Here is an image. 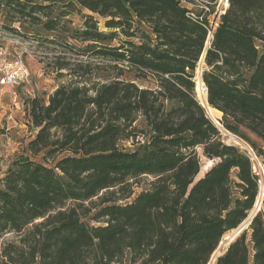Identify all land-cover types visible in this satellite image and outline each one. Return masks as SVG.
<instances>
[{
    "label": "trees",
    "instance_id": "trees-1",
    "mask_svg": "<svg viewBox=\"0 0 264 264\" xmlns=\"http://www.w3.org/2000/svg\"><path fill=\"white\" fill-rule=\"evenodd\" d=\"M193 2L0 0L49 31L91 12L74 38L101 61L77 63L46 103L30 101L29 155L0 176V264H208L248 218L259 177L221 128L264 154L250 138L264 142V0H228L209 43L211 13ZM199 62L220 125L195 96ZM262 196L213 264H264Z\"/></svg>",
    "mask_w": 264,
    "mask_h": 264
},
{
    "label": "rangeland",
    "instance_id": "rangeland-1",
    "mask_svg": "<svg viewBox=\"0 0 264 264\" xmlns=\"http://www.w3.org/2000/svg\"><path fill=\"white\" fill-rule=\"evenodd\" d=\"M210 4L205 6L204 1H202L195 5H188L194 13L210 12L208 20L216 19L218 22L220 14L226 9L224 0H215ZM68 13L66 17L61 19V30L49 31L42 28L39 21L33 23L28 19H17L12 12H8L6 8L0 6V54H2L0 57L9 59L14 56H21L31 73V83L29 85H19L15 88L0 87V176L9 167H12L16 159L24 157L26 154L29 155L27 143L37 132L36 127L27 115L30 101L35 100L46 103L48 95L58 85L68 82L71 77L70 72L76 67L77 63L88 61V59L101 63L100 59L95 56L81 55L79 52L80 47L85 42H80L74 38L75 32L81 29L84 16L92 13L84 8H80L79 12L70 11ZM40 19L44 21L43 17ZM98 24L100 28L104 29L102 19H99ZM66 42L69 43L67 46L64 45ZM57 62L65 64V67L58 69ZM200 64L202 65L203 62H199L195 72V81L201 72ZM136 82L142 86L152 88L155 86L151 78H141ZM207 114L211 117L209 112ZM215 115L217 117L215 120H218L221 113L215 112ZM221 134L226 143L239 146L249 155L252 153L254 171L259 177L258 195L262 196L264 193V154L259 156L250 145L222 128ZM250 138L264 152V142L252 135H250ZM201 161L204 169L211 164L203 155ZM140 180V186L144 187L147 178L144 177ZM261 206L262 203L260 208ZM254 209L255 207L249 215L254 212ZM244 225L247 226V222ZM233 232H228L222 237L215 251L216 254L213 253L215 256L226 248ZM11 237L12 235L8 234L5 238Z\"/></svg>",
    "mask_w": 264,
    "mask_h": 264
},
{
    "label": "built area",
    "instance_id": "built-area-1",
    "mask_svg": "<svg viewBox=\"0 0 264 264\" xmlns=\"http://www.w3.org/2000/svg\"><path fill=\"white\" fill-rule=\"evenodd\" d=\"M202 1L205 3V0H194V2L190 5H195ZM208 23L209 27L207 29V43H209L212 39V32L217 26L218 22L216 19H214ZM30 83L31 73L29 72L24 58H21V56H14L9 59L0 57V87L15 88L19 85H29ZM249 156L252 159V153Z\"/></svg>",
    "mask_w": 264,
    "mask_h": 264
},
{
    "label": "bare ground",
    "instance_id": "bare-ground-1",
    "mask_svg": "<svg viewBox=\"0 0 264 264\" xmlns=\"http://www.w3.org/2000/svg\"><path fill=\"white\" fill-rule=\"evenodd\" d=\"M228 4L227 0H224V7H226ZM225 11V10H224ZM196 86H195V96L197 97L199 103L203 104L204 107L206 108V110H208L209 114L211 115L212 119H217L215 112H219V110H214L212 109L208 104H207V96H206V90H205V86H204V82L202 81L201 77L199 76L198 78H196ZM241 144V143H240ZM254 167V166H252ZM262 196L258 195L257 198V203L259 201H261ZM256 209V207H255ZM254 209V211H255ZM245 222H248V220H245ZM224 241V240H223ZM215 253V252H214ZM216 254V253H215ZM215 258L216 256L214 254H212V258Z\"/></svg>",
    "mask_w": 264,
    "mask_h": 264
},
{
    "label": "water",
    "instance_id": "water-1",
    "mask_svg": "<svg viewBox=\"0 0 264 264\" xmlns=\"http://www.w3.org/2000/svg\"><path fill=\"white\" fill-rule=\"evenodd\" d=\"M227 2H228V0H227ZM223 13H225V11L223 12ZM203 56H204V53L202 54V56H201V58H200V61H202L203 60ZM200 75H201V72H200ZM199 75V76H200ZM204 86H205V84H204ZM205 90H206V87H205ZM207 104H208V102H207ZM203 107H204V105L203 104H201ZM205 108V107H204ZM205 110H206V108H205ZM207 112H208V110H207ZM210 119L214 122V123H216L217 125H220L219 124V122H218V120H213L211 117H210ZM262 203V200L261 201H259L258 203H257V201H256V203H255V205H254V207H256V209H255V211L251 214V215H249L248 216V218H247V220H248V222H247V226H245L244 225V223H245V221H243L236 229H234V232H233V234H232V236H231V238L229 239V242H228V244H227V246L230 244V242L234 239V237L235 236H237V235H239L244 229H246L247 227H248V224H249V222L251 221V219H252V217L260 210V204ZM218 257V255H216V257L214 258H211V260H210V262L208 263V264H213L214 262H215V260H216V258Z\"/></svg>",
    "mask_w": 264,
    "mask_h": 264
},
{
    "label": "crops",
    "instance_id": "crops-1",
    "mask_svg": "<svg viewBox=\"0 0 264 264\" xmlns=\"http://www.w3.org/2000/svg\"><path fill=\"white\" fill-rule=\"evenodd\" d=\"M2 175V174H1Z\"/></svg>",
    "mask_w": 264,
    "mask_h": 264
}]
</instances>
